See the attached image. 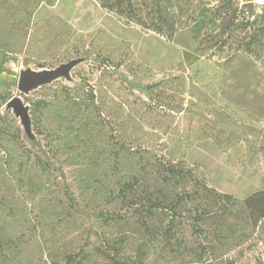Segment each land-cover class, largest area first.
I'll return each instance as SVG.
<instances>
[{
  "label": "rangeland",
  "instance_id": "1",
  "mask_svg": "<svg viewBox=\"0 0 264 264\" xmlns=\"http://www.w3.org/2000/svg\"><path fill=\"white\" fill-rule=\"evenodd\" d=\"M198 38L188 23L167 40L100 0H0V264H68V239L134 179L191 193L206 213L163 264H264V57H206ZM70 63L67 77L18 91L21 71ZM170 165L187 175L164 183ZM149 247L117 246L125 264Z\"/></svg>",
  "mask_w": 264,
  "mask_h": 264
},
{
  "label": "trees",
  "instance_id": "2",
  "mask_svg": "<svg viewBox=\"0 0 264 264\" xmlns=\"http://www.w3.org/2000/svg\"><path fill=\"white\" fill-rule=\"evenodd\" d=\"M253 1L100 0V6L167 40L172 39L179 24L193 23L199 36L198 50L206 57L230 61L239 55L264 57V4L258 11ZM149 88L144 87L148 95ZM87 94V101L97 102L93 90ZM7 97L0 94V100ZM162 168L164 183L187 175L175 165ZM223 198L230 200L228 195ZM205 216L204 211L197 210L191 193L166 195L140 187L136 179L128 181L110 196L108 209L97 214L86 233L68 239L74 249L68 254V264H125L124 253L117 246L127 236L150 244L146 251H133V264L172 262L186 252L184 233L199 230ZM257 217L255 223L264 215Z\"/></svg>",
  "mask_w": 264,
  "mask_h": 264
},
{
  "label": "water",
  "instance_id": "3",
  "mask_svg": "<svg viewBox=\"0 0 264 264\" xmlns=\"http://www.w3.org/2000/svg\"><path fill=\"white\" fill-rule=\"evenodd\" d=\"M74 64H63L53 70H44L37 72L35 70H24L19 73L17 80V89L22 94H27L31 90L46 85L59 77H67ZM7 107L11 109L16 118H19L23 125L27 127V111L18 98H12L7 102ZM264 139V132L262 135Z\"/></svg>",
  "mask_w": 264,
  "mask_h": 264
}]
</instances>
